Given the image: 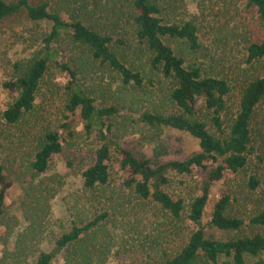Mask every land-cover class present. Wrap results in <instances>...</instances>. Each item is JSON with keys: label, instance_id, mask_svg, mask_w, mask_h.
Segmentation results:
<instances>
[{"label": "trees", "instance_id": "trees-1", "mask_svg": "<svg viewBox=\"0 0 264 264\" xmlns=\"http://www.w3.org/2000/svg\"><path fill=\"white\" fill-rule=\"evenodd\" d=\"M245 2L255 9L264 32V0ZM164 4L165 0H39L36 3L0 0V22L23 13L30 22L50 25L47 34L41 37V49L27 59L11 63L8 78L1 83L2 90L12 94V99L0 112V138L6 142L7 138H15L22 145L26 135L19 129L25 124L37 123L34 112L42 85L50 69H60L68 74L64 103L67 115L58 127L45 128L36 137L34 149L20 162L22 174L39 176L48 170L52 158L62 154L66 137H73L71 118L79 110L85 133H96L99 141L92 162L81 174L84 190L96 199L103 198L114 185L115 170L117 189L123 195L115 198L120 202L118 206L151 204L174 221L185 220L193 226L179 251L168 255L161 264H221V258L229 261L224 264H245L247 257L255 259L250 264H264V212L257 213L249 221L263 227V231L238 235L244 221L229 213L232 197L225 193L214 204L209 221L203 222L211 187L229 175L242 173L249 165L253 150L251 120L258 107L264 116V73L242 86L235 113L227 122L229 83L198 66L187 65L185 52L201 48L197 27L192 22H167L162 14ZM169 41H177L182 47L175 49ZM62 44L87 51L90 59L115 73L124 87L147 93L146 82L152 87L155 79L167 80L170 85L165 96L167 108L141 113L139 120L148 127L187 133L197 141L199 152L182 161L161 162L165 155L161 150H154L152 157L147 158L123 147L111 135V128H116L112 120L119 113L118 109L97 106L95 99L79 85L76 74L58 63ZM133 44H137L135 50L144 53L142 66L130 62ZM263 59L264 38L246 48L248 64ZM200 100L202 105L198 107ZM11 129L20 131L17 134L21 136L10 133ZM12 159L16 163L17 155ZM210 164L215 167L209 169ZM8 165L12 162L0 164V217L4 214L6 194L11 187L5 174ZM67 166L72 167L71 161ZM192 172L203 178L198 193L188 202L167 190L173 175ZM249 183L251 189L258 186L254 177L249 178ZM106 215L95 216L82 226L72 225L55 240L50 250L39 253L35 264H53L63 255L64 264H91L90 249L81 244L87 241L90 245L93 228ZM208 228L223 234L233 233V236L208 235Z\"/></svg>", "mask_w": 264, "mask_h": 264}, {"label": "rangeland", "instance_id": "rangeland-1", "mask_svg": "<svg viewBox=\"0 0 264 264\" xmlns=\"http://www.w3.org/2000/svg\"><path fill=\"white\" fill-rule=\"evenodd\" d=\"M38 1L31 0L32 3ZM162 14L169 23L196 25L201 48L196 52L186 51L185 60L187 65L198 66L229 83L228 122L235 113L242 86L264 73V59L253 65L246 62L248 45L264 38L255 9L248 7L245 0H165ZM49 29V23L30 22L23 13L0 22V112L12 99V94L1 88V83L8 78L9 65L41 49V37ZM169 44L175 49L182 47L177 41H169ZM135 46L133 44L134 49L129 53L130 62L142 66L144 53L135 50ZM61 52L58 63L76 74L79 85L95 99L96 105L118 109L119 113L112 120L116 128H111V135L127 150L140 152L147 158L152 157L154 150H161L165 153L161 162L182 161L199 152L197 141L187 133L148 127L139 120L141 113L167 108L165 96L170 86L167 80L155 79L152 87L146 82L144 90L147 93H144L122 86L115 73L90 59L83 49L62 44ZM144 71L147 74V70ZM67 82L66 72L50 69L36 102L37 123L25 124L19 129L26 135L22 145L15 138H7L8 142L0 138V164L12 162L5 168L11 187L6 194L4 214L0 217V264H35L39 253L50 250L55 240L72 225L82 226L103 213L107 215L93 228L90 245L87 241L81 244L89 247L91 264H161L168 255L179 251L193 226L185 220L174 221L151 204L118 206L120 202L115 198L123 195L117 189L115 170L114 185L103 198L96 199L84 190L81 174L92 162L99 141L96 133H85L79 110L71 118L73 137H66L62 154L52 158L48 170L39 176L22 174L20 162L34 149L36 137L45 128L58 127L67 115L64 111ZM201 105L200 100L198 107ZM250 130L253 150L248 167L211 187L203 218L204 223L209 221L214 204L223 194L229 193L232 197L229 213L244 221L238 235L263 231V227L249 222L257 213L264 212V116L259 107L251 120ZM11 132L21 136L15 129ZM15 154L16 163L12 159ZM68 161L72 163L71 168L67 166ZM214 167L210 164L209 169ZM250 177L258 183L256 189H251ZM202 178L197 172L173 175L167 190L188 202L198 193ZM206 232L219 238L233 236V233L223 234L214 228ZM63 258L64 255L60 256L53 264H64ZM254 260L247 257L245 264ZM220 263L229 261L221 258Z\"/></svg>", "mask_w": 264, "mask_h": 264}]
</instances>
